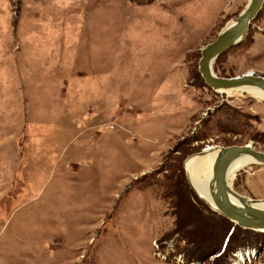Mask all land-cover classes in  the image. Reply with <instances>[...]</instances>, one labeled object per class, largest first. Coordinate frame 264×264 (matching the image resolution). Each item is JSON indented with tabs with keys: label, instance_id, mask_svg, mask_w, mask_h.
<instances>
[{
	"label": "rangeland",
	"instance_id": "1",
	"mask_svg": "<svg viewBox=\"0 0 264 264\" xmlns=\"http://www.w3.org/2000/svg\"><path fill=\"white\" fill-rule=\"evenodd\" d=\"M247 2L0 0V264H264V231L227 245L186 167L211 144L264 150V97L199 70ZM255 31L264 5L217 74H264ZM230 181L264 199L263 163Z\"/></svg>",
	"mask_w": 264,
	"mask_h": 264
},
{
	"label": "water",
	"instance_id": "2",
	"mask_svg": "<svg viewBox=\"0 0 264 264\" xmlns=\"http://www.w3.org/2000/svg\"><path fill=\"white\" fill-rule=\"evenodd\" d=\"M263 5L264 0H248L241 12L202 48V55L199 59V70L205 81L214 89L226 90L231 87L253 85L264 90L263 73H256L253 70L234 75H219L213 68V62L217 56L244 38L253 20L257 18L260 10L263 8ZM211 145H214L215 149H219L213 165L214 183L210 182V190L216 206V208H213L233 220L232 229L236 225H241L264 231V207L254 204L258 200V197L249 198L246 194L236 190L231 185L228 175L230 165L236 159L243 156L251 157L252 160L249 162L264 164V150L257 148L252 141L221 146L216 144ZM187 175L189 178L188 172ZM231 194H237L240 201L236 202L232 199Z\"/></svg>",
	"mask_w": 264,
	"mask_h": 264
},
{
	"label": "bare ground",
	"instance_id": "3",
	"mask_svg": "<svg viewBox=\"0 0 264 264\" xmlns=\"http://www.w3.org/2000/svg\"><path fill=\"white\" fill-rule=\"evenodd\" d=\"M253 71V70H249ZM228 91L235 90H246L255 94L258 97H264V90L258 86L253 85H244L239 87L227 88ZM203 154H198L196 156L190 157L186 162V167L188 169L189 181L192 188L197 192L199 196L205 199L212 207L216 208L215 203L212 198L210 190V182H213V165L216 159V156L219 152V149H215L214 146L208 145L205 147ZM252 160L251 157L243 156L236 159L229 167L228 175L229 178L235 175V172L240 169L242 166L252 163L249 162ZM232 199L236 202L240 201L237 194H231ZM249 197V196H248ZM251 198V197H249ZM258 199V198H257ZM255 205L264 207V199H258Z\"/></svg>",
	"mask_w": 264,
	"mask_h": 264
},
{
	"label": "trees",
	"instance_id": "4",
	"mask_svg": "<svg viewBox=\"0 0 264 264\" xmlns=\"http://www.w3.org/2000/svg\"><path fill=\"white\" fill-rule=\"evenodd\" d=\"M221 216H223L222 214H220ZM225 217V216H224ZM234 223V222H233ZM233 226V225H232ZM238 225H236L233 229H232V227H231V229H230V234H229V238H228V242L226 243L227 245L229 244V242H230V240H231V238H232V233H234V229H236V227H237ZM180 229L179 230H182L183 229V226H182V228L181 227H179ZM183 231V230H182ZM201 240V239H200ZM207 240V239H206ZM195 242H196V244H195V246L193 247V249H194V251H195V253L196 254H199V255H203V254H205L207 251H209V250H211V248H210V244L206 241V242H204V240L201 242V241H199L198 239H195L194 240ZM222 246H223V243H222Z\"/></svg>",
	"mask_w": 264,
	"mask_h": 264
},
{
	"label": "crops",
	"instance_id": "5",
	"mask_svg": "<svg viewBox=\"0 0 264 264\" xmlns=\"http://www.w3.org/2000/svg\"><path fill=\"white\" fill-rule=\"evenodd\" d=\"M262 35H264V33L261 34V32L255 31V33L253 34V38H252L251 45H250L251 46V49L258 43V41L261 40V38L263 37ZM260 53L264 54V50L261 51ZM260 70H263V69H260Z\"/></svg>",
	"mask_w": 264,
	"mask_h": 264
}]
</instances>
